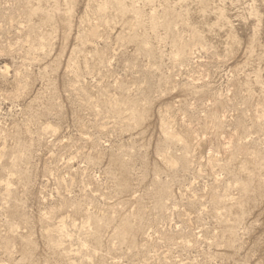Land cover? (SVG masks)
<instances>
[{
    "label": "rangeland",
    "instance_id": "rangeland-1",
    "mask_svg": "<svg viewBox=\"0 0 264 264\" xmlns=\"http://www.w3.org/2000/svg\"><path fill=\"white\" fill-rule=\"evenodd\" d=\"M0 264H264V0H0Z\"/></svg>",
    "mask_w": 264,
    "mask_h": 264
}]
</instances>
